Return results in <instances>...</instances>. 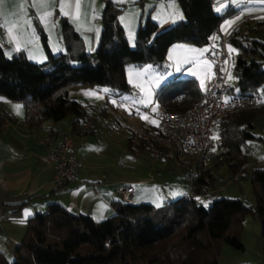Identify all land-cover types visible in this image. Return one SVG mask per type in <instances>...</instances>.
I'll list each match as a JSON object with an SVG mask.
<instances>
[{"label": "trees", "instance_id": "obj_1", "mask_svg": "<svg viewBox=\"0 0 264 264\" xmlns=\"http://www.w3.org/2000/svg\"><path fill=\"white\" fill-rule=\"evenodd\" d=\"M184 19L159 30L147 19L136 31V46L131 47L119 15L124 4L106 0L102 13V34L95 52L87 53L85 42L73 24L63 20L62 34L66 50L52 51L46 35L43 44L48 60L37 62L23 52L8 56L0 46V96L26 106V119L41 123L59 121L69 115L84 114V106L70 95L78 86H107L120 95L129 91L126 66L147 62L161 64L169 48L177 42L208 45L218 27L235 14L232 9L215 10L214 0H178ZM264 21L245 19L229 32V49L236 83H227L229 97L257 96L264 90ZM78 60L81 65L71 61ZM178 80L165 84L158 93L162 108L184 112L203 99L204 90L195 78L183 86ZM264 114V100L256 108L220 118L215 129L222 148L212 161L205 163L189 157L197 173L190 194L155 207L149 202H113L114 213L97 221L92 216L75 213L52 203L46 212L32 216L26 234L12 257L0 251V264H219L222 245L243 249V220L252 212L261 220L264 237V168L251 176L257 190V210L240 199H214L209 207L196 196L207 192L215 181L214 169L223 166L237 175L249 162V143L259 136L253 133L258 118ZM15 117L0 109V129ZM133 150H159L149 140L131 136Z\"/></svg>", "mask_w": 264, "mask_h": 264}, {"label": "crops", "instance_id": "obj_2", "mask_svg": "<svg viewBox=\"0 0 264 264\" xmlns=\"http://www.w3.org/2000/svg\"><path fill=\"white\" fill-rule=\"evenodd\" d=\"M116 1L124 4L123 11L129 3L136 8L128 27L121 25L123 11L119 15V24L126 35L127 29L135 32L147 19L156 22L159 30L184 19L178 0ZM214 3L217 13L227 9L235 11L216 32H230L245 19L264 21V0H214ZM105 6L106 0H0V46L8 56L23 52L31 60L37 61L41 57L46 61L48 55L43 35H46L53 52L65 50L64 19L73 24L83 39L90 30L95 31L98 42L103 25L96 30L88 20H101ZM55 33L60 36L56 49L51 37ZM207 46L209 51L219 48L220 37L213 36ZM230 51L236 54L235 50ZM212 74L213 66L206 85ZM70 95L72 97V93ZM72 98L81 102L85 110L75 126L74 115L59 121L45 119L41 123H32L26 119L27 109L22 102L0 96V109L15 117L0 129V251L8 257L13 256L25 236L28 220L37 213L46 212L52 203L100 221L114 213L113 202L120 199L118 189L124 183L134 186L135 203L149 202L158 208L174 197L172 193L165 195L162 191L170 184L169 176L172 175L167 164L173 159L180 160L174 149L161 147L159 150L139 151L129 145L131 136L146 133L157 125V121L146 125L141 123V132L126 134L107 120L89 113L85 101ZM16 105L22 106L19 111ZM103 114L109 115L110 111L105 109ZM65 134L76 138L72 153L80 166L75 180L57 186L52 180L54 169L44 158L60 144ZM189 161L186 157V162L182 163L190 165ZM180 170L186 173V169ZM21 220L24 222L20 223Z\"/></svg>", "mask_w": 264, "mask_h": 264}, {"label": "rangeland", "instance_id": "obj_3", "mask_svg": "<svg viewBox=\"0 0 264 264\" xmlns=\"http://www.w3.org/2000/svg\"><path fill=\"white\" fill-rule=\"evenodd\" d=\"M135 10L134 4L129 3L120 16L122 23L120 24H125L127 27L131 25L133 21L131 14ZM88 21L96 30L97 28L99 30L100 24L103 25L102 20L99 19L93 18ZM126 31L131 47H135L137 29L135 32L128 29ZM51 35L52 43L56 49L60 36L56 33ZM84 39L88 46L87 53L95 52L100 40L99 38L96 42L95 31L90 30L85 34ZM208 48L207 45L199 46L190 42H177L169 48L161 64L151 62L127 64L126 76L130 89L120 95L112 92L107 86H78L80 90L73 89L75 88L73 87L70 89V94L72 93V97L85 101L88 104L86 107L89 113L94 114L100 120H107V123L122 129L124 133L141 132V123L146 125L157 121L155 113L162 108L158 100V93L165 84L178 80L176 84L183 86L187 78H195L199 87L205 88L209 72L213 66L209 58L210 51ZM55 53L60 52L55 50ZM43 59L39 57L37 61L44 62ZM71 62L77 66L81 65L78 60ZM236 80L232 70L229 74L228 84L233 85ZM258 97L264 100V90L260 91ZM105 109L110 111L109 115L103 114ZM253 133L259 137L252 140L247 148L249 153V162L246 166L247 176L239 175L238 179H234V174L223 166L214 169L216 179L213 185L209 187L206 193L196 196L204 206L209 207L214 199L228 197L240 199L244 204L257 210V187L252 182L251 176L257 168H264V114L259 116ZM141 134L144 133L135 134L136 138H139ZM215 137L217 140L219 139L217 136ZM183 159L186 160V158ZM167 165L171 167L172 175L169 176L170 184H167L162 190L164 194L171 195L172 193L174 197L171 201L189 195L192 189V166L184 165L182 161H175L174 159L170 160ZM180 169H186V173H181ZM241 239L244 244L243 249L235 248L227 243L222 245L218 258L219 264H264V237L261 230V220L252 212L248 213L243 220Z\"/></svg>", "mask_w": 264, "mask_h": 264}, {"label": "built area", "instance_id": "obj_4", "mask_svg": "<svg viewBox=\"0 0 264 264\" xmlns=\"http://www.w3.org/2000/svg\"><path fill=\"white\" fill-rule=\"evenodd\" d=\"M215 35L220 37V46L209 53L213 74L204 89L202 101L184 112L160 109L155 113L157 125L140 135L144 140L174 149L183 162H186L183 158L193 156L205 163L212 161L222 148L219 139L215 137L218 120L242 110L256 108L260 104L261 99L257 96H228L227 83L233 67L228 44L229 32H215ZM75 142L74 135H63L60 144L44 158L54 169L52 180L57 186L77 178L76 171L80 163L72 153ZM191 166L193 179L197 169L194 164ZM239 175H245V172L235 175L234 179H238ZM134 190L131 183H124L119 187L118 195L125 202H133Z\"/></svg>", "mask_w": 264, "mask_h": 264}, {"label": "snow or ice", "instance_id": "obj_5", "mask_svg": "<svg viewBox=\"0 0 264 264\" xmlns=\"http://www.w3.org/2000/svg\"><path fill=\"white\" fill-rule=\"evenodd\" d=\"M77 7H78V2H77ZM9 31H11V29H10ZM105 91H107V90H105ZM21 107H22L21 105H16V109H17V111H19V109H20ZM145 118H146V117H145ZM154 123H155V121H154ZM213 151H215V149H213ZM23 222H24L23 220L20 221V223H23Z\"/></svg>", "mask_w": 264, "mask_h": 264}]
</instances>
